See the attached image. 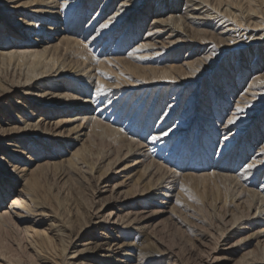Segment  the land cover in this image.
Returning a JSON list of instances; mask_svg holds the SVG:
<instances>
[{"label":"bare ground","instance_id":"bare-ground-1","mask_svg":"<svg viewBox=\"0 0 264 264\" xmlns=\"http://www.w3.org/2000/svg\"><path fill=\"white\" fill-rule=\"evenodd\" d=\"M98 2L0 0V219L43 264H143L111 242L161 217L200 264H264V0H185L183 18L172 0L143 33L130 21L145 0H103L85 19ZM43 168L94 180L98 204L53 213ZM155 240L167 261L146 264H180ZM0 264L16 263L0 251Z\"/></svg>","mask_w":264,"mask_h":264},{"label":"rangeland","instance_id":"rangeland-1","mask_svg":"<svg viewBox=\"0 0 264 264\" xmlns=\"http://www.w3.org/2000/svg\"><path fill=\"white\" fill-rule=\"evenodd\" d=\"M101 1H103V0H100V2H98L91 10H89L87 12L85 19H89V17L99 8ZM121 1L122 0H118V2H116L115 6L111 10L112 12L116 10L118 5H120ZM170 1H172V0H145V2L143 3V6L140 7L138 9V12L135 13V19L130 21V22L132 24H134L136 22L135 23V25H136L138 23V20L142 21V24H143L142 33L145 32L146 28L148 27V23L151 21L152 18L159 19V20L165 19V16L167 14L166 13L167 9H165L164 11H161V12H155V11H156L159 4H162L161 7L163 9L168 8V6L171 5ZM173 1L177 3L178 8L176 10H173L171 12V15L183 18L184 16H186L185 12H187V14L191 13L189 8L187 9V11L184 9L189 4V3H186L185 0H173ZM127 3L132 4L131 0H128ZM203 9H205V8H203ZM167 15H170V13ZM191 15H193V14H191ZM194 15H197V14H194ZM198 15H200V17L203 16L202 14H198ZM127 21L128 20H126V19L123 21V23L121 25L122 29L125 28V24ZM187 21L189 23V26L195 27V28L199 27V26H196L195 24L191 23V21H189V19H187ZM215 21L216 20H214L213 23H215ZM223 25H225V24H223ZM227 27L233 28V26H230V25H228ZM199 28H201V27H199ZM131 29H135V28L131 27L129 30H131ZM220 30H221V28L218 29V31H220ZM89 34H91V33H89ZM117 34L118 33H116V35ZM112 43H113V41H111L109 45L111 46ZM261 43L262 44L258 48V49H260V51L264 49V41H262ZM245 65H247V64H245ZM201 78L203 79L205 77L201 76ZM219 88L221 90H223L224 93L228 96H230L231 91H233V90H231V87H229V86H228V88L227 87L226 88L219 87ZM191 92H193V90H189V91L185 92L184 94H181L182 99H181L180 104H179V110H181L183 108V105L186 103L185 100L188 98L189 95H191ZM197 106H199V105H197ZM230 109H231V105H230ZM157 117L158 116L156 115V117L153 118V123H155ZM95 145L98 149H102V147L103 148L106 147V143L103 139H98L95 142ZM172 158H174V157H172ZM177 161L183 163L181 160L177 159ZM43 170H44V172L42 173L43 176L42 175L40 176L41 177L40 183L42 184L41 185L42 190L38 189V190H40L39 191L40 193L37 190V192L39 194V195L37 194V196H38V198L41 195H42V197L45 196L43 199L48 201V202H46V201H44V202L46 204H48L47 208L49 210H51L53 213H59L64 207L69 208L71 206V208L72 207L75 208L77 206L79 208L80 206L83 207L84 205H87V204L88 205L98 204L95 201L100 196L98 198L96 197V195L98 193H95L96 185L93 187V185L95 184L94 180L88 179V180L83 181L81 179L78 180V178L76 177L74 179L70 178L72 181H76L75 184H74V182H71L70 179L65 181V182H69V183H64L63 181L59 182V180H56V177H54V176H57L56 170H54V169L52 170V168H50V169L48 168L46 170L43 168ZM40 171H42V169ZM40 174H41V172H40ZM92 181L94 184L92 183ZM57 182H59V183H57ZM53 183L56 184V186ZM77 183H79V185ZM44 184L47 186V188ZM87 184H89V185H87ZM42 186L45 189H43ZM89 187H91V188H89ZM42 192H44L43 193L44 195L42 194ZM46 192L49 193L53 198L51 196L47 195ZM104 195L105 194H102L101 196H104ZM42 197H40V198L42 199ZM91 202H92V204H91ZM56 203L58 204V206ZM59 203H61V205L62 204H64V205L61 206ZM205 210L206 209L201 210L202 216L204 217V219L207 222H211L213 220V216H212L213 214H211L207 210L206 211ZM142 215L144 217L147 216L146 213H143ZM159 221L161 222V224L158 225L156 227V229H152V230H150L146 227H144V230L140 231L139 233H135V232L128 230V229L121 230V231H119L120 238L111 242V245L116 243L117 250L125 251L126 255L131 254L134 256V258H139V260H141V261L144 260L143 264H146L147 262H150V260H152V259H160V256H161L159 253L160 250L156 248L157 246L154 245L155 243H152L153 241L154 242L156 241L155 240V238H156L158 240V242H161V244L164 245L165 247H167V248L171 247L172 248V249L171 248L169 249L170 251H172V253H174V257L172 258V260L175 259L176 262L178 261L180 264H200L195 250L192 251V250L188 249L187 246H184V242L189 241V236L187 235V233L180 228L177 229L176 227L170 225L168 220L166 219V217H161L159 219ZM0 224H1L0 225V251L4 253V255L6 256L7 259H10V261H12L16 264H43L38 260V256L35 254V252L33 253V250L28 247V244H27L26 239H25V234L23 233L22 230H20V228L18 226L19 224L17 223V221H15V219L13 217H11L7 214L6 215L4 214L2 216V218L0 219ZM41 229L46 230V227L44 226ZM85 233L91 234L88 237L89 239L93 236V233L90 232V230H87ZM105 241L109 242L110 240L104 239L102 242L105 243ZM106 246L107 245H104V247H106ZM116 246H114V247H116ZM71 250L72 249H70V251ZM100 253L101 252H98L97 253L98 256L96 255L93 258H92V256L91 257L86 256L85 262L86 261L89 262L91 259H94V260L99 259L98 262H100V264L102 262H105V261L108 263L114 264L113 259L107 260L108 257L99 258ZM108 254L109 253H107L106 256H108ZM142 257L144 259H142ZM164 258H165V260H164ZM145 259H146V261H145ZM162 259L164 262L167 261L166 256H163ZM90 263L92 264L93 262H90ZM134 263H135V261H133V260H131V262H129V264H134ZM102 264H106V263H102Z\"/></svg>","mask_w":264,"mask_h":264},{"label":"snow or ice","instance_id":"snow-or-ice-1","mask_svg":"<svg viewBox=\"0 0 264 264\" xmlns=\"http://www.w3.org/2000/svg\"><path fill=\"white\" fill-rule=\"evenodd\" d=\"M103 27H107V25H103ZM103 90V86H100V88L98 89V91H102ZM229 123H233V121L232 120H229ZM163 135H168V133L167 132H165V133H163ZM155 139V138H154ZM249 167H251V165H249Z\"/></svg>","mask_w":264,"mask_h":264}]
</instances>
